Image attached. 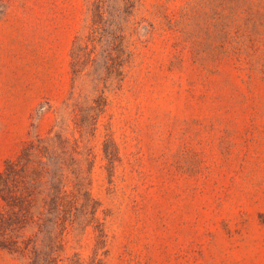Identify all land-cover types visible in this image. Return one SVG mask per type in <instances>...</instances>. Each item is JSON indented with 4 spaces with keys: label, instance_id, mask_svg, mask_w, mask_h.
Wrapping results in <instances>:
<instances>
[{
    "label": "rangeland",
    "instance_id": "374dc122",
    "mask_svg": "<svg viewBox=\"0 0 264 264\" xmlns=\"http://www.w3.org/2000/svg\"><path fill=\"white\" fill-rule=\"evenodd\" d=\"M144 3L154 36L81 141L104 263L264 264V0ZM86 20L87 0H0V171L61 125L80 136L66 102ZM94 243L90 226L66 254Z\"/></svg>",
    "mask_w": 264,
    "mask_h": 264
},
{
    "label": "trees",
    "instance_id": "16d2710c",
    "mask_svg": "<svg viewBox=\"0 0 264 264\" xmlns=\"http://www.w3.org/2000/svg\"><path fill=\"white\" fill-rule=\"evenodd\" d=\"M155 29L144 0H87L86 25L71 49L66 102L80 136H66L61 125L49 138L30 140L0 171V249L14 256V264H105L107 214L89 188L94 161L81 141L107 108L109 93L122 89ZM90 226V257L66 254V237L80 240Z\"/></svg>",
    "mask_w": 264,
    "mask_h": 264
}]
</instances>
